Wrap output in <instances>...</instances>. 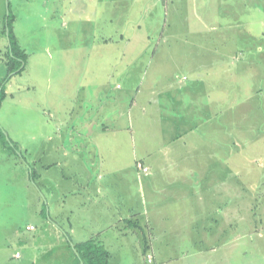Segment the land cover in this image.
Returning a JSON list of instances; mask_svg holds the SVG:
<instances>
[{"label": "crops", "instance_id": "0c3cea01", "mask_svg": "<svg viewBox=\"0 0 264 264\" xmlns=\"http://www.w3.org/2000/svg\"><path fill=\"white\" fill-rule=\"evenodd\" d=\"M99 1L108 5L107 10H121L124 14L107 12L104 37L98 43L101 51L96 54L95 64L91 63L95 68L87 63L91 57L86 54L81 60L70 61L72 68L79 66L82 70L56 77L54 82L63 88L61 91H56L51 76H37L39 86L44 85L41 112L45 119L41 122L43 135L39 137V152L43 154L45 146L43 160L46 157L48 161L42 168L50 172L62 164L67 169L59 177L53 170L51 180L46 183L44 175L35 173L44 194L52 197L54 224L47 223L46 228L53 234V244L66 238L74 249L75 245L94 240L110 252L114 243L124 241L129 234L124 228L142 231L140 219L133 221L136 216L149 214L146 222L149 238L166 235L168 214L165 216L163 212L173 207L181 210L182 202L189 200H183L185 187L180 185L190 183L187 182L190 169L214 186L210 191L216 216L212 220L211 235H229L236 230L235 186H229L235 175L231 164L235 156H229L228 152L226 159H221L218 151L220 131H224L222 136L227 135L230 145V127L221 124L220 109L216 110L219 123L215 124L213 113L208 112L209 102L203 108L198 100H209L218 94L216 104H219L220 80L214 70L220 71L221 52L225 50L214 43L217 31L224 27L209 23L207 30L200 24V18L194 16V20H188L186 14L190 8L191 14H206L207 18L213 14H243L245 0H184L188 12L182 0H96ZM142 9L145 14H139ZM152 10L159 13L155 19L148 14ZM249 13L252 14V8ZM115 22L118 24L114 26ZM245 23L239 20L230 24L238 27L236 46L228 54L223 52V63L230 62L235 52L252 50L253 34L243 30ZM143 30L159 35L161 40L176 36L171 51L177 53L168 55L166 51L170 57L167 61L171 67H187L192 73L189 79L184 69L180 76L170 77L174 69L170 67L168 75L165 63L166 69L158 66V76L151 80L145 76L148 55L138 51V38ZM181 36L192 44H182ZM143 41L145 45L151 42L146 36ZM86 67H90L89 71ZM145 77L149 80L146 83ZM184 93L190 96L189 103ZM210 102L214 105L212 97ZM198 113L207 119L205 123L202 119L197 121ZM226 114L228 120L229 111ZM138 164L148 167L150 173L144 174ZM216 172H224V176H216ZM146 194H150V199L145 206ZM29 227L28 231L37 230L35 226L33 230Z\"/></svg>", "mask_w": 264, "mask_h": 264}, {"label": "rangeland", "instance_id": "374dc122", "mask_svg": "<svg viewBox=\"0 0 264 264\" xmlns=\"http://www.w3.org/2000/svg\"><path fill=\"white\" fill-rule=\"evenodd\" d=\"M182 2L187 11L184 0ZM245 2L246 12L243 14H213L212 18H207L206 14H191V8L186 14L188 20H194V16L200 18V24L207 30L209 23L224 27L217 31L214 46L218 44L225 54L236 46L238 27L230 24L246 21L243 30L253 34L252 50L235 52L228 63H223L224 53L221 52L220 71L214 70L220 80L219 104H216L218 94H213L209 100L198 99L199 106L203 108L209 102L208 112L213 113L215 124L219 123V116L216 118L215 113L220 109L221 124H229L230 127V145L226 141L227 135L222 136V130L220 148L216 151L221 159H226L228 152L229 156H235L231 162L235 175L233 184L230 182L229 186H235L236 230L223 237L211 235L212 220L216 216V204L210 191L214 186L210 185L209 179H202L190 169L187 180L190 183L188 186L186 182L180 185L185 187L183 200H189L182 202L181 210L173 207L163 212L165 216L168 214L166 235L149 238L146 222L150 214L136 216L133 221L140 219L142 231L124 228L129 234L124 241L114 243L110 248L109 264H264V0ZM8 3L16 16L15 33L28 55L25 71L10 76L5 66L9 42L3 33ZM106 7L108 5L96 0H0V92L4 88L5 93L3 99L0 98V264H79L72 244L66 238L53 244V234L46 228L47 223L54 224L52 197L44 194L40 179L31 176L32 172H38L44 175L46 183L54 171L58 177L67 172L62 164L50 172L42 168L48 161L46 157L43 160L47 148L43 147V154L39 152V137L43 135L41 122L45 119L41 112L44 85L39 86L37 76H51L54 88L61 91L63 88H58L54 79L82 70L79 66L72 68L70 61L81 60L86 54L91 57L87 63L90 66L95 64L96 54L101 51L98 43L104 37L102 30L106 26L107 12L109 15L124 14L121 10L113 12ZM251 8L252 14L249 13ZM145 13L142 9L139 14ZM148 14L155 19L159 13L152 10ZM118 22L122 25L121 20ZM147 32L143 30L138 38L139 53L148 55L145 76H149V80L158 76L156 73L161 66L166 69L164 63L168 66L166 73L169 75L171 66L167 52L168 55L177 53L176 50L171 51L176 36H165L161 40L159 35ZM145 36L151 40L148 45L143 44ZM183 37L182 44L190 46L192 42ZM84 46L89 48L83 51ZM179 61L181 64V59ZM85 69L89 71L90 67ZM171 69L174 72L170 77L180 76L183 69L188 79L192 75L183 65L172 66ZM149 80L145 77V83ZM228 89L234 92L228 93ZM187 95L184 93L185 97ZM187 97L189 103L190 96ZM211 97L214 105L210 102ZM172 105L176 106L175 103ZM196 119H202L199 113ZM204 120L207 119L201 122ZM203 135L206 136L207 132ZM216 176L223 177L224 172H216ZM195 191L196 197L193 196ZM144 198L146 206L150 194ZM124 213L126 215V209ZM30 225L37 230L28 231ZM52 228L55 233V228Z\"/></svg>", "mask_w": 264, "mask_h": 264}, {"label": "trees", "instance_id": "16d2710c", "mask_svg": "<svg viewBox=\"0 0 264 264\" xmlns=\"http://www.w3.org/2000/svg\"><path fill=\"white\" fill-rule=\"evenodd\" d=\"M15 20L16 16L12 13L9 5V16L7 17V14H5V22L7 21V23H5L3 31L7 39L10 40L5 57V66L9 76L22 74L26 69L28 58L27 52L20 46L15 33ZM7 29H9V35H7ZM4 96V88H2L0 92L1 100ZM31 176L34 178L35 172H32ZM73 252L79 260V264H109L110 252L100 242L91 240L75 245Z\"/></svg>", "mask_w": 264, "mask_h": 264}, {"label": "built area", "instance_id": "2783aa9c", "mask_svg": "<svg viewBox=\"0 0 264 264\" xmlns=\"http://www.w3.org/2000/svg\"><path fill=\"white\" fill-rule=\"evenodd\" d=\"M138 168H139L141 171H143L144 174H147V175H148V174L150 173V169H149L148 167L143 166L142 164H138ZM29 229H30V230H33L34 227L31 226V227H29ZM149 261H152V260L149 259Z\"/></svg>", "mask_w": 264, "mask_h": 264}, {"label": "water", "instance_id": "95a60500", "mask_svg": "<svg viewBox=\"0 0 264 264\" xmlns=\"http://www.w3.org/2000/svg\"><path fill=\"white\" fill-rule=\"evenodd\" d=\"M7 12H8L7 17H8L9 16V3L7 4ZM7 35H9V29H7ZM8 42L10 44V40L9 39H8Z\"/></svg>", "mask_w": 264, "mask_h": 264}]
</instances>
